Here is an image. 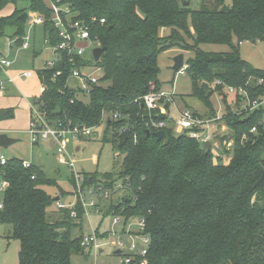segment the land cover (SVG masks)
<instances>
[{"label": "trees", "instance_id": "trees-1", "mask_svg": "<svg viewBox=\"0 0 264 264\" xmlns=\"http://www.w3.org/2000/svg\"><path fill=\"white\" fill-rule=\"evenodd\" d=\"M184 1L65 0L74 18L104 19L91 30V37L105 47L98 61L103 76L89 94L79 93L68 85L70 66L61 60L36 70L44 91L32 100L52 122L104 123L110 130L109 142L122 157L119 169L84 173L86 182L129 185V197L107 212L144 218L150 240L146 264H264V187L254 186L264 172V107L239 114L227 105L222 121L232 145L224 154H214L205 143L176 134L166 115L147 110L141 100L162 90L157 58L172 47L193 52L185 73L191 95L208 108V117L216 113L213 93L222 92L226 101L217 81L245 88L251 100L264 96V84L256 83L264 79V69L242 59L238 49L243 41L264 43V0H199L197 9ZM223 5L229 10L221 11ZM8 6L12 11L0 17V36L9 25L17 28L15 37L24 35L23 12L50 13L44 0H0V10ZM42 28L48 45H57L53 24L47 21ZM200 44L226 45L228 50L204 51ZM58 70L61 75L53 78ZM12 113L8 109L7 117ZM158 121L165 123L160 140L147 133L155 131L151 123ZM3 182L8 185L2 190L0 223L9 225V237L19 242L18 264H70L73 254L83 253L80 236L71 235L77 222L69 209L59 210L56 220L48 215L56 197L45 187L55 181L13 157L0 164V186ZM76 209L80 214L81 208Z\"/></svg>", "mask_w": 264, "mask_h": 264}, {"label": "built area", "instance_id": "built-area-1", "mask_svg": "<svg viewBox=\"0 0 264 264\" xmlns=\"http://www.w3.org/2000/svg\"><path fill=\"white\" fill-rule=\"evenodd\" d=\"M46 6L49 9V17L43 14L28 13L25 25L31 32L36 25H43L49 21L53 24L57 31V37L59 43L55 46H49L51 56L44 61L43 68H52L57 65L61 60H66L70 66V74L68 78V85L79 93L89 94L94 85H98L100 79L103 76V70L98 65V61H95L92 56V51L96 47H100L96 38L91 37V30L94 22L104 23L103 18H97L91 16L89 20H83L74 18L76 13L71 9L65 0H44ZM30 36L23 35L21 37H15L7 41L9 48L20 40L18 46L22 49H28L30 47ZM48 44V40L44 41ZM90 50V55L87 56V50ZM12 61L7 58L6 55L0 53V71L6 74L5 80H0V95L6 89V82H14V78L7 74V69L10 68ZM92 64V65H91ZM187 68V64L183 62L182 67L178 73L183 74ZM32 75L31 71H24L21 76L28 78ZM57 75H61V70L56 71L53 74V78ZM6 81V82H5ZM257 84H264L263 78L256 80ZM216 84L223 86L224 92L228 96H232L233 99H237V106L234 108L229 107L232 112L236 113H248L255 109L264 107V96L259 99L251 100L248 92L243 87H233L225 85L221 81H217ZM44 91V86L41 85L40 93ZM40 95V94H39ZM35 96L36 98L39 97ZM173 93L160 90L158 92L149 93L142 96V105L147 110L158 111L161 114L166 115V105L172 103ZM36 102L33 100L29 104V118L27 123V132L30 136L32 144L39 142H51L55 150V159L58 164L66 165L70 172V181L73 188L74 199L67 204H63L59 198L55 202V207L59 210L68 208L69 216L76 218L78 215L76 208H81L85 217H89L90 213L99 214V204L94 199L96 196L100 199H108L113 194L119 193L123 197H129V185L122 183L119 180L109 181L101 180L94 184H88L86 182V176L84 173L78 172L73 166V161L69 152L67 151V140L79 141L92 134V126L86 125H60L57 122H52L46 112L42 110ZM224 111V110H223ZM226 111V110H225ZM225 111L221 114L219 109L213 116H201L193 113L188 108H182L177 112V118L172 119L173 130L176 134H186L187 136L196 139L200 143H210L214 148L216 145V137H223L225 133L228 134V128L220 127V123H223V116ZM163 121L152 122L151 125L155 131L162 129L164 126ZM219 129L217 132L216 130ZM255 128H252L254 131ZM121 131H126L123 128ZM135 137V135H134ZM227 149L231 148L232 141L224 139ZM217 154V153H214ZM7 157L0 154V164H5ZM22 166L28 168L31 163L22 161ZM34 176H32L33 178ZM8 182H3L1 188L7 187ZM111 185V186H109ZM3 208V204L0 200V210ZM137 219L134 223L132 220ZM118 224H122L121 231L118 232L115 227ZM136 225L135 231L129 230V227ZM145 220L143 217L133 216L124 217L123 215H113L110 218L108 228L104 233L98 232L94 227L91 228L89 233H84L80 236V246L83 250H92L94 253H98L99 250L105 245H111L113 248L118 249L121 252L120 255L123 258L119 264H146L145 255L149 248V237L144 233ZM125 236L126 240H122ZM138 261L136 262V258Z\"/></svg>", "mask_w": 264, "mask_h": 264}, {"label": "rangeland", "instance_id": "rangeland-1", "mask_svg": "<svg viewBox=\"0 0 264 264\" xmlns=\"http://www.w3.org/2000/svg\"><path fill=\"white\" fill-rule=\"evenodd\" d=\"M185 1L190 3V7L192 9H197L199 7V0ZM10 10L11 8L9 6L0 10V17L10 14ZM27 12L30 13V11ZM16 29L17 28L15 26L9 25L5 28L4 35L0 36V53L6 55L7 58L12 61L10 68L7 69V74H9V71L12 70L19 74L17 79L18 81L15 85L5 81L7 90L5 91V95L2 96L3 98L0 100L3 102L9 99L12 107L15 110H20L23 104L26 105V99L23 97L24 94H30L29 92H32V94L37 95L39 83L37 82L36 70L43 68L44 60L50 58L51 52L49 45L44 42L45 40L42 25H36L31 32L29 31V33L27 26H25L24 34L31 37L30 48L22 49L15 42L12 49H10L7 45V41L12 38L15 39L14 34ZM166 32V29H162V34H165ZM32 41H34V44ZM199 48L210 52H224L228 50L226 45L219 44H200ZM238 49L242 59L256 68L264 69L263 42L243 41L239 43ZM178 52L179 50L176 47H172L158 54L157 62L160 69L158 79L162 84V90L167 91L168 93H173L177 103L182 104L183 100V104L203 109V104L198 99L190 95L191 86L188 75L185 72L183 74H181V72L176 73L172 69V59L176 54H178ZM89 53L90 50L88 49L86 52L87 56L90 55ZM179 53L183 54L184 63L193 55L192 51H182ZM24 71H34V75L28 84H26L27 81L20 75ZM6 77V74L3 71H0V80H5ZM17 83H20V87L22 89H20L21 91L17 88ZM226 96L228 98H226V101H223L222 92H215L212 94L211 100L215 109H219L220 114L225 111L223 106L229 105V107L234 108L238 105L237 99L235 100L232 96L230 97L227 94ZM218 98L221 100V103L223 102V106L220 101H218ZM170 105L173 108L174 103L172 102ZM176 118L177 114L173 117V119ZM0 122L8 124L10 127L16 129L14 131L9 129L10 131L3 133H6L9 137L17 139L16 142L12 143L7 148L0 147V154H3L7 158L15 157L18 159H24L37 166L47 178L55 181L54 186L45 187L46 191L53 197H56L55 192L58 191V198L63 204H67L69 201H72L74 196L70 181V172L68 171V167L66 165H61L56 162V147L52 146L50 142L32 144L30 136L26 130V117L23 114L17 112L14 118L7 117L6 114L0 117ZM110 134V130L107 132L105 124L102 123L93 128L91 135L79 140L78 142L71 139L67 140L66 148L71 156L73 166L76 171L81 173L101 174L109 172L114 168L119 169L122 157L119 152L113 148L111 142H109ZM225 139H229L230 141L233 139L229 129ZM223 140L221 137H217L216 145L213 149L214 153L224 154V150H227L225 141ZM60 187L65 194H63ZM2 193V189L0 188V200L2 198ZM94 199L99 204V214L91 212L90 216L87 218L83 214L82 210L80 214L77 211V226L71 229V235L73 237L89 233L92 227H94L98 232L104 233V230L108 228L111 216L115 215L111 211L107 212V210L111 204H116L121 201L122 194H113L105 200L100 199L97 196ZM56 201L57 199H55L48 208V215H50L51 220H56L61 217L59 209L55 207ZM132 221L136 223L137 219ZM122 226V224H118L115 229L120 232ZM136 229L137 226L135 224L129 227V230L131 231H135ZM9 232L10 226L0 223V264H18L19 242L13 238H6V236L9 235ZM122 240L125 241L126 237L123 236ZM102 249L103 252L97 254H94L92 250L90 252L86 250L84 253L73 254L70 264H119L120 260L123 258L122 255L114 252L115 248L111 245H105Z\"/></svg>", "mask_w": 264, "mask_h": 264}, {"label": "crops", "instance_id": "crops-1", "mask_svg": "<svg viewBox=\"0 0 264 264\" xmlns=\"http://www.w3.org/2000/svg\"><path fill=\"white\" fill-rule=\"evenodd\" d=\"M10 8H11V10L10 11H12V7L11 6H9ZM34 41H32V43H33ZM34 44V43H33ZM13 46V45H12ZM12 46H11V48L10 49H12ZM30 48V47H29ZM179 53V52H178ZM51 56V55H50ZM48 59V58H47ZM46 60V59H45ZM44 60V61H45ZM31 73H32V75L30 76V77H28V78H25V77H23V76H21L23 79H25L27 82H26V84H28L30 81H31V78L33 77V75H34V71H31ZM9 75L11 76V77H13L14 78V82H8V83H11V84H14L15 85V83L18 81L17 79H18V75L19 74H17V73H15L14 72V70H12V71H9ZM21 75V74H20ZM37 82L39 83V90H38V92H37V95L36 94H32V92H29L30 94H24V99H26V105L25 104H23L22 105V108L20 109V110H15L13 107H12V104H11V101H9V99L7 100V101H1L0 100V109H4V110H7L8 111V109H11L12 111H13V113H12V118H14L15 117V114H17V112L18 113H20V114H23V115H25V117H26V122L28 123V118H29V104H30V101L33 99V97L34 96H38L39 94H40V87H41V85H40V82H39V80H38V77H37ZM23 85V84H22ZM17 88H19V90L21 89V87H20V83H17ZM163 89V88H162ZM7 90V88L5 89V91ZM22 90V89H21ZM20 90V91H21ZM5 91L0 95V99L1 98H3L2 96H4L5 95ZM34 95V96H33ZM190 95H191V90H190ZM176 96V95H175ZM192 96V95H191ZM225 96V95H224ZM212 97V96H211ZM211 97H210V100H211ZM28 98H30V99H28ZM226 98H228L227 96H226ZM197 99V98H196ZM173 103H174V106H173V108L171 107V105L169 104V105H166V111H167V114H166V116H167V118L170 120V119H173V117H175L176 116V114H177V112L179 111V110H181L182 108H188V109H190L193 113H196V114H199V115H201V116H207V115H209L210 113H209V110H208V108L207 107H205L204 105V107H203V109H200L199 107H195V106H192V105H188V104H183V100H182V104L181 103H177V101H176V99L174 98V96H173ZM218 101H220V103H221V100L218 98ZM224 101V100H223ZM24 102V103H25ZM211 102H212V100H211ZM223 103V102H222ZM221 103V105L223 106V104ZM225 103V102H224ZM212 105H213V108H214V110H215V112H217V110L215 109V107H214V104H213V102H212ZM226 107L227 106H223V109L225 108V110H226ZM8 113V112H7ZM176 113V114H175ZM170 122H171V120H170ZM171 124H172V122H171ZM220 127H224L225 128V124L224 123H220ZM9 129H12V131H14V130H16V129H14L13 127H10L8 124H4V123H2V122H0V133H3V132H6V131H10ZM219 129H217L216 130V132L218 131ZM224 137L225 136H227V133H225V135H223ZM220 137V136H219ZM214 140H216L217 141V137L216 138H214L213 139V141ZM51 143V142H50ZM52 144V143H51ZM208 145V147H210V149H211V151L214 153V148L211 146V144L210 143H207L206 144V146ZM52 146H53V144H52ZM228 150V149H227ZM22 161H26V160H24V159H21ZM31 165H33V164H31ZM35 166V165H34ZM37 167V166H36ZM38 168V167H37ZM39 169V168H38ZM84 173V172H83ZM0 188H1V186H0ZM2 189V188H1ZM60 189L62 190V188L60 187ZM3 190V189H2ZM60 190V191H61ZM63 191V190H62ZM57 193H58V191L57 192H55V194H56V199H58V195H57ZM63 194H65V192L63 191ZM62 194V195H63ZM94 226V225H93ZM95 226H97V225H95ZM105 231V230H104ZM83 233V232H82ZM9 234H10V232H9ZM6 238H10L9 237V235H7L6 236ZM86 250H84L83 251V253L85 252ZM87 251H91V250H87ZM115 251H119L118 249H115ZM114 251V252H115ZM103 252V249L101 248V250H99L98 251V253H102ZM121 252V250L117 253V254H119ZM94 254H97V253H94Z\"/></svg>", "mask_w": 264, "mask_h": 264}, {"label": "water", "instance_id": "water-1", "mask_svg": "<svg viewBox=\"0 0 264 264\" xmlns=\"http://www.w3.org/2000/svg\"><path fill=\"white\" fill-rule=\"evenodd\" d=\"M185 5H188L189 2L185 1L184 2ZM226 10H229V8L226 6V5H223L222 8H221V11H226ZM27 16L28 14L26 12H23L20 16H19V19L22 20L23 23L26 22V19H27ZM105 51V47H96L93 49L92 51V56L94 58L95 61H98L103 52ZM173 65H172V69L174 72H178L179 69L182 67L183 65V54L182 53H178L176 54L173 59ZM7 110H4V109H0V117L4 116L7 114ZM148 134H152L157 140H160L164 137V131L162 129H159V130H156V131H153V132H150V131H147ZM17 139H14L12 137H9L6 133H0V147L2 148H7L9 145H11L12 143L16 142ZM208 147V145H207ZM255 187H258L260 189H262L264 187V172L262 173L261 177L259 178V180L255 183L254 185ZM259 206H262V203L259 202ZM119 251H115V253H118Z\"/></svg>", "mask_w": 264, "mask_h": 264}]
</instances>
